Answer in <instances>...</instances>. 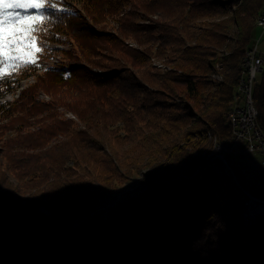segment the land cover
<instances>
[{
  "label": "trees",
  "instance_id": "16d2710c",
  "mask_svg": "<svg viewBox=\"0 0 264 264\" xmlns=\"http://www.w3.org/2000/svg\"><path fill=\"white\" fill-rule=\"evenodd\" d=\"M263 11L264 0H45L35 24L43 51L21 50L36 62L14 68L0 57L1 153L19 184L0 172V242H11L0 264H264V217L244 221L245 200L213 154V138H231ZM56 42L83 64L51 68L7 102ZM153 55L172 70L153 68ZM254 100L264 130V70ZM138 174L143 192L77 223ZM243 183L264 198V185Z\"/></svg>",
  "mask_w": 264,
  "mask_h": 264
},
{
  "label": "rangeland",
  "instance_id": "374dc122",
  "mask_svg": "<svg viewBox=\"0 0 264 264\" xmlns=\"http://www.w3.org/2000/svg\"><path fill=\"white\" fill-rule=\"evenodd\" d=\"M128 10L129 9H126L124 12H127ZM33 11H35V10H33ZM141 23H146V21L143 19V20H141ZM116 26H117V24L115 22L111 23V28H109L107 31L115 33L116 31H114V29L116 28ZM127 41H129V40H126V45L129 48H131L128 45ZM253 42L256 45L258 43V53L264 58V30L263 29H261L259 27H257L255 29L254 35H253ZM57 43L58 44H63V46H64L63 50H65L64 52H58L57 51V54H56L57 55V59L61 58V60H57L58 62L57 63H53L54 65L52 67H49L48 69H43V70H40L37 73L36 72L33 73L32 76L21 80L20 83L24 82V80H27L26 84H28V85L26 87H28L30 85H33V84L37 83L38 77L43 76L49 69L57 67V66H62V64H65V63H67V64L70 63L71 65H73V64L74 65L83 64L82 62H84V61L82 60V58L80 59L81 61L68 59L67 55H68V53L70 51H72L71 50L72 49V44L71 43H59V42H56V44ZM51 44H53V43H51ZM25 52L28 53V54H34L36 51H35V48H33V47H27ZM10 53H12V52H10ZM78 54L79 53L76 51L75 55H78ZM162 59H164V58H162ZM18 94H19V92L17 93V91H15L14 93L7 95L5 100L7 102H14L15 100H17L20 97V96H17ZM41 94H46V93L44 91H39V94L37 95V99H36L38 102H42V103H50L51 102L52 99H50L49 102L43 101V99L40 98ZM49 97L51 98V96H49ZM60 111H62L61 113H62L63 118L67 119V117L65 115V112H69V110L61 108ZM1 123L5 124L3 121H1ZM81 128L83 129V126ZM60 140H63L62 137L53 139L51 144H50V146H54ZM1 145H2V143H0V172L5 177V183L6 182L10 183V184L14 185V187H16L19 184H18L16 178L14 177V175L9 170L7 164L3 160L2 153H1L2 152L1 151ZM232 158H234L236 160V167L238 168L240 174L242 175V179H243L244 182H246L247 184H250V185H255V186L264 185V166H263L262 159H261L260 155H258V154L253 155L252 154V155L235 157V154H232L229 159L232 160ZM236 176L239 177L238 176V171H236ZM142 178H143V175L142 174H138V175L134 176L133 178H131L130 180L124 181L122 184L118 183V188L119 189L115 193H113L112 195H108L104 199H102V198L98 199L97 203H95V208L93 210L83 214V216L81 217V219H79L77 221V223L79 222V223L83 224V223L87 222L88 220H90L91 218H95L97 216H104L105 217V216H107L109 214V212L112 209H114L117 206V204L123 199L124 196H126V195L135 196L136 194L143 192L144 188L142 187L141 183L139 184V189H137V191H133L132 192L130 190V188H131L130 185H132L134 183L132 181H134L136 179L140 180ZM242 179L239 178V180L241 182V185L244 186L246 189H248L245 186V184L243 183ZM118 195H120V198L118 197ZM108 199L112 200V202L110 201V203H112L111 205H105V203H106L105 201H107ZM245 205H246V201H245ZM101 207L102 208L105 207L104 209H106V208L107 209L104 210ZM45 210H47V209L46 208H42L41 212L43 214H45ZM46 216H50V214L46 215ZM0 240H2V239H0ZM8 242H10V241H8L7 239L5 241L3 240V241L0 242V251H2L4 249V247L7 245ZM21 247L24 248V246L22 244H21ZM16 248H19V247H16ZM36 252L39 253V250H36L33 253H36Z\"/></svg>",
  "mask_w": 264,
  "mask_h": 264
},
{
  "label": "built area",
  "instance_id": "2783aa9c",
  "mask_svg": "<svg viewBox=\"0 0 264 264\" xmlns=\"http://www.w3.org/2000/svg\"><path fill=\"white\" fill-rule=\"evenodd\" d=\"M260 23H264V16L259 18V28ZM263 70L264 58L258 53V43L257 45L253 44V47L248 49V55L245 58L243 84L238 85V101L233 109L235 112V120L232 123L234 135H231L230 140L224 141V151L219 155L227 158L228 167L233 170L235 168L229 159L232 154L235 156L258 154L264 166V130L259 124V112L254 100V88L259 82ZM249 195L256 217H264V199L250 191Z\"/></svg>",
  "mask_w": 264,
  "mask_h": 264
},
{
  "label": "snow or ice",
  "instance_id": "6c2138e0",
  "mask_svg": "<svg viewBox=\"0 0 264 264\" xmlns=\"http://www.w3.org/2000/svg\"><path fill=\"white\" fill-rule=\"evenodd\" d=\"M44 3L45 0H0V57L4 58L3 62H11L14 68L36 62L22 55L21 50L33 47L37 53L43 51L37 35L41 29L35 24L46 19L40 12Z\"/></svg>",
  "mask_w": 264,
  "mask_h": 264
},
{
  "label": "bare ground",
  "instance_id": "6f19581e",
  "mask_svg": "<svg viewBox=\"0 0 264 264\" xmlns=\"http://www.w3.org/2000/svg\"><path fill=\"white\" fill-rule=\"evenodd\" d=\"M263 16H264V11L259 18H263ZM259 18L256 21L257 27L259 26ZM146 23H148V21H146ZM260 28L264 30V23H260ZM127 43L131 48H135V49L139 48L138 44L132 40L127 41ZM252 47H250V48H252ZM63 48H64L63 44H58V43L57 44L56 43L50 44V46H49L50 54L47 57H44L41 60H39V62L37 63L35 72L37 73L40 70L48 69L49 67H52L54 65L53 63H57L58 62L57 60H61V58L57 59L56 54H57V51L58 52H64L65 50H63ZM21 52H23V51H21ZM247 55H248V50L246 51V54H245V57L243 60V64H242V68H241V75L239 78L238 85H242L244 78H245V58H247ZM150 62H151V65L153 66V68H155L157 70H160L163 72H168V71L172 70L171 65H169L165 59H162L156 55L151 56ZM217 68L220 69L219 66ZM93 71L97 72V73L103 72L100 69H93ZM209 78L214 83H220L223 81V76L218 70H216V71L214 70V72H212L210 74ZM26 82H27V80H24V82H21L19 84V88L17 89V93L19 92V94L17 96H20L21 91L23 89H25L26 86L28 85V84H26ZM238 93H239V86L237 87V97L235 99V102H234V104H233V106L229 112V116H228V121H229V125L231 127L232 135H234V128L232 127V123L235 120V112L233 111V109H234L235 104L238 101ZM40 98L43 99V101H47V102H49L51 99L46 94H41ZM65 115H66L68 120L74 121L78 126L82 127V124H81L79 118L74 113L65 112ZM210 137H211V135H210ZM211 138H213V137H211ZM213 143H214V150H213L214 156L219 160V162L222 166V170L226 174H229L232 177L235 185L239 189V193L243 196L244 200L246 201V210L243 213L244 221H246L247 223H251V222L255 221L257 217L255 215V209H253V206H252V199L249 195V191L240 184V182L236 176V171L233 170L231 167H228L227 158L224 156H219L224 151V140L221 141L217 138H213ZM132 182H134V183L132 185H130V187H131L130 190L132 192L137 191V189H139L140 180L136 179ZM118 197L120 198V195H118ZM110 201L112 202V200H110V199L105 201L106 202L105 205H111L112 203H110ZM104 208H102V209H104Z\"/></svg>",
  "mask_w": 264,
  "mask_h": 264
},
{
  "label": "water",
  "instance_id": "95a60500",
  "mask_svg": "<svg viewBox=\"0 0 264 264\" xmlns=\"http://www.w3.org/2000/svg\"><path fill=\"white\" fill-rule=\"evenodd\" d=\"M235 157H237V156H235ZM231 162H232V160H231ZM233 164V163H232ZM234 166V165H233ZM235 170H236V168H235ZM238 178V180H239V177H237ZM239 182H240V180H239ZM240 184H241V182H240ZM244 187V186H243ZM248 190V189H247ZM248 191H250V190H248ZM251 192V191H250ZM251 193H253V192H251ZM254 194V193H253ZM254 195H256V194H254ZM256 196H258V195H256ZM258 197H260V196H258ZM262 198V197H261ZM264 199V198H263ZM45 214L46 215H49L50 214V212L49 211H47V210H45ZM259 217H263V216H259ZM258 218V217H257ZM257 218H256V220H257ZM255 220V221H256ZM37 253V252H36Z\"/></svg>",
  "mask_w": 264,
  "mask_h": 264
}]
</instances>
